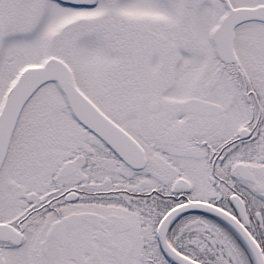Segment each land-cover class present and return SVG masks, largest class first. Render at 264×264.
Returning a JSON list of instances; mask_svg holds the SVG:
<instances>
[{"label": "snow or ice", "instance_id": "1", "mask_svg": "<svg viewBox=\"0 0 264 264\" xmlns=\"http://www.w3.org/2000/svg\"><path fill=\"white\" fill-rule=\"evenodd\" d=\"M0 264H264V0H0Z\"/></svg>", "mask_w": 264, "mask_h": 264}]
</instances>
